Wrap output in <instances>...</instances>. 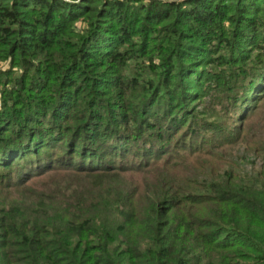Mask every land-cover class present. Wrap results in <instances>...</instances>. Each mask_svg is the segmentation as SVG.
<instances>
[{
  "label": "trees",
  "instance_id": "obj_1",
  "mask_svg": "<svg viewBox=\"0 0 264 264\" xmlns=\"http://www.w3.org/2000/svg\"><path fill=\"white\" fill-rule=\"evenodd\" d=\"M1 62L0 264H264V0H0Z\"/></svg>",
  "mask_w": 264,
  "mask_h": 264
},
{
  "label": "rangeland",
  "instance_id": "obj_2",
  "mask_svg": "<svg viewBox=\"0 0 264 264\" xmlns=\"http://www.w3.org/2000/svg\"><path fill=\"white\" fill-rule=\"evenodd\" d=\"M9 69L10 65L8 62L0 63V71H5ZM238 156L240 155L237 152L232 154V157L230 159L231 166L229 165L230 167H225L226 170L232 168L235 172L239 173L242 176L252 172L253 170H257L259 162L255 161V163H252L254 162L252 159H240Z\"/></svg>",
  "mask_w": 264,
  "mask_h": 264
},
{
  "label": "built area",
  "instance_id": "obj_3",
  "mask_svg": "<svg viewBox=\"0 0 264 264\" xmlns=\"http://www.w3.org/2000/svg\"><path fill=\"white\" fill-rule=\"evenodd\" d=\"M63 1L68 2L69 0H63Z\"/></svg>",
  "mask_w": 264,
  "mask_h": 264
}]
</instances>
